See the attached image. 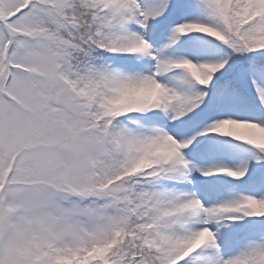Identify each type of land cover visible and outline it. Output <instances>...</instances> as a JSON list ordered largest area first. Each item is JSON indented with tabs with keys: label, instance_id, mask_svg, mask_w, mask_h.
Wrapping results in <instances>:
<instances>
[{
	"label": "snow or ice",
	"instance_id": "obj_1",
	"mask_svg": "<svg viewBox=\"0 0 264 264\" xmlns=\"http://www.w3.org/2000/svg\"><path fill=\"white\" fill-rule=\"evenodd\" d=\"M0 264H264V0H0Z\"/></svg>",
	"mask_w": 264,
	"mask_h": 264
}]
</instances>
